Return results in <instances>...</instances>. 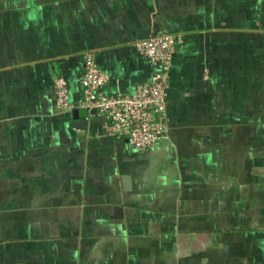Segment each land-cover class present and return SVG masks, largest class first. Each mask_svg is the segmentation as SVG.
Instances as JSON below:
<instances>
[{"label": "crops", "instance_id": "1", "mask_svg": "<svg viewBox=\"0 0 264 264\" xmlns=\"http://www.w3.org/2000/svg\"><path fill=\"white\" fill-rule=\"evenodd\" d=\"M147 30L183 43L139 151L82 116L80 76L92 52L132 92ZM0 264H264V0H0Z\"/></svg>", "mask_w": 264, "mask_h": 264}, {"label": "built area", "instance_id": "2", "mask_svg": "<svg viewBox=\"0 0 264 264\" xmlns=\"http://www.w3.org/2000/svg\"><path fill=\"white\" fill-rule=\"evenodd\" d=\"M183 43L176 32L153 33L134 42L136 50L154 67L146 81L136 84L132 92L105 91L108 74L99 68L94 54L87 52L80 76L82 97L79 105L94 109L106 116V134L124 138L136 150H148L157 140L168 134L167 91L173 54ZM56 102L70 109L69 88L66 79H54Z\"/></svg>", "mask_w": 264, "mask_h": 264}, {"label": "water", "instance_id": "3", "mask_svg": "<svg viewBox=\"0 0 264 264\" xmlns=\"http://www.w3.org/2000/svg\"><path fill=\"white\" fill-rule=\"evenodd\" d=\"M148 35H150V32L149 30H147V34L144 35L143 37H147ZM80 110H82L83 112V115L82 116H86L87 115V108H79ZM76 110H74L75 112ZM91 112H94L95 110L94 109H90ZM72 125L74 126H77V127H81V128H85L86 126V120H76V119H73L72 122H71Z\"/></svg>", "mask_w": 264, "mask_h": 264}, {"label": "trees", "instance_id": "4", "mask_svg": "<svg viewBox=\"0 0 264 264\" xmlns=\"http://www.w3.org/2000/svg\"><path fill=\"white\" fill-rule=\"evenodd\" d=\"M85 56V55H84ZM58 75H61V74H58ZM63 76V75H62ZM64 77V76H63Z\"/></svg>", "mask_w": 264, "mask_h": 264}]
</instances>
